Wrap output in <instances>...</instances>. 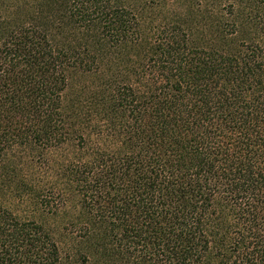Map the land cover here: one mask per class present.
Wrapping results in <instances>:
<instances>
[{
	"label": "trees",
	"instance_id": "16d2710c",
	"mask_svg": "<svg viewBox=\"0 0 264 264\" xmlns=\"http://www.w3.org/2000/svg\"><path fill=\"white\" fill-rule=\"evenodd\" d=\"M0 264H264V0H0Z\"/></svg>",
	"mask_w": 264,
	"mask_h": 264
}]
</instances>
